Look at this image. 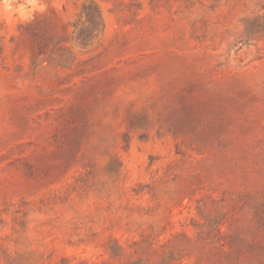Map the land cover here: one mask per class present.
<instances>
[{"label": "rangeland", "instance_id": "rangeland-1", "mask_svg": "<svg viewBox=\"0 0 264 264\" xmlns=\"http://www.w3.org/2000/svg\"><path fill=\"white\" fill-rule=\"evenodd\" d=\"M0 264H264V0H0Z\"/></svg>", "mask_w": 264, "mask_h": 264}]
</instances>
